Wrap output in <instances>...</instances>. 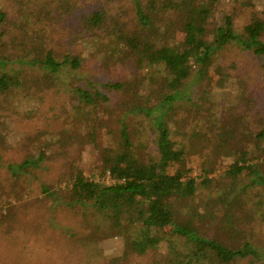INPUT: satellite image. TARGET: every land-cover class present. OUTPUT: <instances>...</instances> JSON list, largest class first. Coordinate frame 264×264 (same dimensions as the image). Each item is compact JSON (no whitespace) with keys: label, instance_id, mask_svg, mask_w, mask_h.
Wrapping results in <instances>:
<instances>
[{"label":"trees","instance_id":"1","mask_svg":"<svg viewBox=\"0 0 264 264\" xmlns=\"http://www.w3.org/2000/svg\"><path fill=\"white\" fill-rule=\"evenodd\" d=\"M94 1L0 7V121L20 120L34 145L0 151V188L23 201L0 239L57 250L56 264H264V104L249 66L238 104L203 105L214 74L230 77L223 53L264 56V12L247 1L219 22L215 0ZM94 58L116 76L92 75ZM222 155L233 161L217 172ZM114 237L122 254L94 251Z\"/></svg>","mask_w":264,"mask_h":264},{"label":"rangeland","instance_id":"2","mask_svg":"<svg viewBox=\"0 0 264 264\" xmlns=\"http://www.w3.org/2000/svg\"><path fill=\"white\" fill-rule=\"evenodd\" d=\"M97 1V0H95ZM94 1V2H95ZM102 1V0H100ZM247 1H250L253 4V7L257 10H261L264 12V0H215L212 4L213 12H211L210 20L214 16V19L222 22L224 18L227 17L228 14H238L237 18L242 16L243 13L247 14L248 9L244 8ZM88 1L87 3H89ZM5 0H0V7H5ZM247 7V6H246ZM244 8V9H243ZM242 10H244L242 12ZM246 16V15H245ZM50 32V29H49ZM57 34L59 36V32L55 31L53 35ZM64 34L60 35L63 37ZM135 37L130 38V42L134 41ZM80 47V46H79ZM116 48V47H115ZM84 57H87V53L82 54ZM95 55V54H94ZM225 58L222 57V62L220 63L224 68L223 72L230 74V77L224 80H220L221 75L213 76L211 86L208 88V92H206V99L204 101L205 106L212 105L213 108H222L223 106H228V104H238L240 102L241 95H243L242 89L239 87V77L238 74L241 73L239 70L243 64H247L249 66L250 74L245 75L246 79H250L251 87L256 91L257 99H261L264 104V56H248L239 58L235 54L230 53L228 51L223 53ZM96 57V56H93ZM236 66H231L233 64ZM96 61V62H95ZM97 58H94L92 61V65L95 67L92 70V75H96L100 78V75L103 76V73H107L105 68H111L114 62L108 63L104 59L98 61ZM98 64V65H97ZM240 64H242L240 66ZM106 66L105 68L102 67ZM238 65V66H237ZM120 66H116V70L118 74H122L119 72ZM103 72V73H102ZM109 72V71H108ZM108 76H116L112 73H107ZM16 109H30L36 104H32L31 101H24L23 103H17L13 101ZM16 104H20L19 106ZM101 113V112H100ZM99 113V114H100ZM22 114V113H18ZM102 116H105L102 114ZM28 129H26L20 122V120L15 119L11 116H6L3 120L0 121V151H7V155H14L13 148L19 146L20 144H24V148H32L33 142L30 140V137L27 136ZM193 155V153H191ZM14 157V156H12ZM91 158L89 152L84 153V161ZM218 163V170L223 171L228 168L229 164L233 161L232 155H222L221 157L215 158ZM192 165L195 168L193 172L194 175H197L200 172V161L196 159L192 161ZM107 181H111L108 177L105 178ZM3 185H7L5 182H2ZM10 186H6L5 188H0V218L4 217L5 214H8L10 211H14L17 209V205H22V200L15 198L14 194L10 192ZM202 196V195H200ZM202 197H197L195 200V206L197 208L203 209ZM5 239H0V264H49L48 260H55V264L58 262L57 258H59V252L54 249H47L33 244L27 243L24 241H20L17 244L10 245ZM26 244V246H24ZM38 247V248H37ZM32 248V249H31ZM166 248V244H161V249L159 254H163L164 249ZM124 249L123 240L120 237H114L110 239L100 240L96 243L94 247V251L101 254L102 258H108L115 255L122 254ZM141 262L144 263L148 260V257H140ZM158 259V258H157ZM57 261V262H56Z\"/></svg>","mask_w":264,"mask_h":264}]
</instances>
